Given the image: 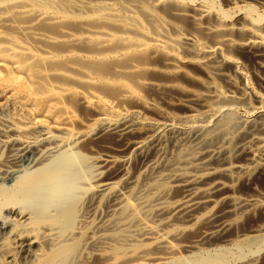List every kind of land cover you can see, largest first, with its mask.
<instances>
[{
  "label": "bare ground",
  "instance_id": "1",
  "mask_svg": "<svg viewBox=\"0 0 264 264\" xmlns=\"http://www.w3.org/2000/svg\"><path fill=\"white\" fill-rule=\"evenodd\" d=\"M160 1L161 0H150V2L153 5L159 3ZM176 1L187 2V3L196 2L198 4V7L201 8V11L199 10V13L197 14V16L192 18V21H193L192 24H194L195 27H199V31L203 30L206 34H212L213 37L215 38L214 42L212 40L213 38L210 39V40H212L210 42L214 43L212 48H210L208 51H200V54H202V57H198V56H200V54H199L197 56L199 59L197 60L196 63L200 66H203L204 68L210 67L211 69L213 68L212 70H215L214 68H216V71H219L220 69L223 70V67H220V69L218 70L217 67H215V65H213V64H215V63H219L222 65L230 64L231 67H233L235 69V72L238 74V76H241L240 75L241 73L239 72L238 67L234 63L229 62V60H227L222 55V53L220 51V45L224 44V45H230V47L233 46L232 42H231L232 46L230 44V39L225 37L226 33L228 35L234 27L233 23L226 22L227 19L229 20L230 14H228L227 12H226L227 14L223 13L222 17L225 20H220V21L218 19H214L215 18L214 17L213 19L215 21L216 20L218 21V23L216 25H212L209 22L211 24L210 26L203 25V26H205V27H203V26H201L203 23V21H202L203 15L208 13V12L215 11L218 7L216 5L215 0H176ZM221 1H223V0H221ZM117 2H118V4L120 2L121 7L116 6ZM225 2L229 3L230 1L227 2V0H226ZM145 3H147V2L145 1ZM168 3H170V2H168ZM177 3H175V4L178 5ZM148 4H149L148 5L149 7H152V6H150L151 5L150 3H148ZM148 6H147V8H148ZM161 6L162 5H160L159 8H161ZM171 6H172V4H171ZM188 6H189V4H188ZM261 6H260V8H261ZM162 7L165 8L164 6H162ZM173 7H175V6H173ZM241 7H236V8L240 9ZM152 8H154V6ZM152 8L151 9H144L142 7V0H127L124 3H122L121 0H0V37H2L1 39L4 38V42L6 43L4 45H0V54L4 51L9 50L14 55L13 57H18V59L21 58L19 61H15V60L13 61V59L11 61L8 58L0 55V83H1L0 87H2V88H0L1 89L0 90V211L5 209L8 211V213L10 215V218H8L7 221H5V220L0 221V262H1V264H232L230 262L232 260V258H238L239 260L243 259V257L245 255H247V254L249 255V253L254 252L255 249H256V251H259L264 247V233L263 234L249 235V234H247V232H245L246 234L244 235L243 234L244 232H243L242 233L243 238L238 240V241H235V242L230 241L229 243H226L223 245L218 244V242H222V243L227 242L229 239V236H230L228 234L229 230H230V232L233 231L234 222L230 218V216L232 214H234L233 210L237 207V205H235L236 203L233 205V202H232L231 207L233 205L234 209H231V208L225 209L224 208L225 206L221 207V208H219V207L214 208V207L217 204H219L220 201H226V200L231 201L232 200V199L230 200V198L228 196H226V194L224 195V191L226 190V188H229V185H227L226 182L227 181L230 182L234 178L238 177V176L237 177L234 176L235 172H246V171H248L250 169L249 165L254 164L256 162V159H257L256 158L257 156L255 158H254V156H251L252 155L250 153L251 149L250 150L248 149L249 146L247 147V144H246L248 141H246L247 139L245 140V138L243 139L245 141H243V140L239 141L238 146H237V151L239 152V155L241 157L243 156V160H246V162L243 161L244 163L242 162V160L241 161L240 160L234 161V159L232 160L230 158V155L229 156L227 155V151H225L226 149L224 148L225 149L224 150L222 147L218 146L220 143H218V145H216V144H213L211 142L212 139H215L213 137L215 136L216 133H219V135L222 134L223 136H226V135H229V134H232L233 132H235V130L237 128L236 124H235V117H236L235 114L233 113V111L230 108L225 106V103H227L228 101H227V97L222 94L223 92H225L224 90L221 93L218 91V89L213 87L214 91L218 93L219 101H217V102L215 100H211L208 97H206L207 95H200L202 93H200V94H192L191 93V94L187 95L188 96L187 101L195 104L196 108H197V106H199V108L202 107L201 109H203V113L205 115H208L211 118H213L214 123H211L212 124L211 126L207 125L205 123L203 124L202 120L197 115H194V114L190 115L189 116L190 126L187 128V130L191 131V135H190L191 138H189L191 140V143L188 145L182 143L179 150L177 149L178 151L175 155V158L174 159L171 158L172 161L168 160V162L162 161V163H160L159 156H158V158L155 157L156 152H157L156 142L160 138V128L163 127V125H160V122H148L144 119L134 121V120H132L133 118H127V117L116 119L112 113H110L109 111L107 112V110H105V111L100 113V117L98 119L97 126L95 128H88L84 124V122H83L84 120H82L85 118L84 114L89 116V114H87V110H85L86 108L84 109L86 111V113L82 114L83 118L81 117L82 118L81 119V118L75 116L74 115L75 113L73 114L70 111V109L68 108L69 105L67 106L65 104V101H66V99L68 100V98L70 100L72 98L74 100H77L79 102V104H82L81 105L82 107H80V111H82L81 108L83 109V105H88L89 102L85 98H83L82 96H80L78 94H75V92L69 90L68 88H63L64 86L63 87H59V86L56 87L59 89L58 91H55L56 89L55 90L53 89V86H52L53 84L51 85L49 80L56 75L53 72V70L50 68L51 66L50 67L47 66L48 68H44V66H45L44 64L46 63L45 59L48 58L49 55H48V57L45 56V58H44L43 56L38 54L40 52H38V53L35 51L33 52L32 49L30 47H27V46H22V47L19 46V47H21L19 51L15 50L11 47V45H13V47L17 48L16 47L17 45L14 46V44H16V40H17L16 37L24 38V42H30V43L36 42L37 40H40L44 36V33L39 31L38 26L40 24H42V22H45L47 20L52 19V17L49 16L48 14H51L53 12V10L60 9V10L64 11L65 9L66 10L72 9V10H76V11L78 10V12L83 11L82 13H84V11H86V12L90 11L89 13L97 12L98 15L97 14L96 15L98 17L96 18L95 21L97 23L101 24L102 26L103 25H107V26L110 25L109 27H111V25H112V26L119 27V28L115 27L118 30L120 28L123 30H126V29L129 30L131 27H136V26L141 25V21L139 20V18L136 15V9L137 10L140 9L141 11L143 10L142 14H144V16H145V21L147 20L148 22H150L151 27H153L152 24L153 25L154 24L155 25L160 24L161 19L158 17V14H156L154 12L155 9L153 10ZM167 8H169V7H167ZM218 8L220 9L221 7L219 6ZM180 9L177 10V11H179V14L184 13V11H186V7H184V5H183V8H180ZM243 9H241V11ZM192 10H191V12H192ZM229 10H231V9H229ZM195 11H193V12L196 15ZM241 11H239V12H241ZM257 11L253 7V5L247 6V8H246L247 16L249 15L251 20H253L252 24L250 25L251 26L250 27L251 28L250 34H252L254 32L261 31L260 26H261V24L264 25V14L260 15V13H259L260 11L259 12H257ZM66 12L67 11H65V13ZM161 13H162V11H161ZM167 14L169 16V12ZM188 14H182L181 16L188 15ZM193 14H191V15H193ZM76 15H78V14L76 13ZM172 15H174V14H172ZM212 16H214V15L212 14ZM188 17L190 18V16H188ZM206 17H208V16H206ZM236 17L240 18L239 16H236ZM179 19H181V17ZM205 19H204V21H205ZM62 20H64V19H62ZM70 20H72V19H70ZM56 21H57V19H56ZM86 21L84 23H87ZM92 21H94V20H92ZM180 21L182 22V20H180ZM210 21H212V20H210ZM236 21L237 20H235L234 23ZM240 21L242 22L241 19H240ZM244 21H245V19H244ZM48 22H50V21H48ZM48 22H47V24H48ZM51 22H53V21H51ZM54 22H55V20H54ZM60 22H62V21H60ZM63 22L66 23L65 20ZM146 22H144V23H146ZM187 22H189V21H187ZM237 22H236V24L240 23V22H238V23ZM67 23H69V20L67 21ZM163 23H165L164 19H163L162 24ZM47 24L45 23L44 26H46ZM69 24L74 25L75 23L72 22ZM95 24L96 23L93 24V27H95ZM167 24H168V22H167ZM206 24H207V22H206ZM76 25H77V23H76ZM170 25H172V23ZM175 25H177V24H175ZM58 26H60V24ZM65 26H67V25H65ZM69 26H71V25H69ZM107 26L105 28H108ZM165 26H164V30H165ZM172 26H169L170 30L173 28ZM190 26L192 27L191 24H190ZM47 27H49V26H47ZM47 27H46V29H47ZM90 27H92V25ZM141 27H142V25H141ZM240 27H241V25H240ZM243 27H244V25H243ZM142 28H145V27H142ZM154 28L155 27H153V29ZM160 28H163V27H160ZM166 28H168V27H166ZM177 28H176V30L178 31L179 29H177ZM189 28L190 27L188 25V29ZM200 28H202V29H200ZM67 29H68V27H67ZM195 29H197V28H195ZM235 29H234V31L236 33ZM262 29H264V28L262 27ZM48 30H51V29H48ZM54 30H53V32H54ZM71 30L73 31L74 29L71 28ZM77 30H75L74 32H76ZM96 30H97V28H96ZM112 30H113V28H112ZM156 30L157 29H155V31ZM51 31H50V33L52 34L53 32H51ZM86 31H88V29H86ZM153 31L154 30L151 29V32H153ZM175 31H172L171 33L175 32ZM191 31L196 32V31H193V29ZM242 31L243 30H241V32ZM58 32L60 33V31H58ZM58 32H57V34H59ZM88 32H91V30L89 29ZM93 32H95V31H93ZM156 32L157 33H155V34H157V36H160L159 29ZM167 32H168V29H167ZM167 32H165V33H167ZM180 32H181V30H180ZM188 32H189V30H188ZM239 32H237V34ZM65 33L64 34L60 33V34L62 36V35H65ZM231 33H232V31H231ZM235 33H234V35L232 33V35L235 36L236 35ZM242 33H241V35H243ZM246 33H249V32L246 31ZM263 33H264V31H263ZM66 34L69 35L68 32ZM86 34H87V32H86ZM142 34H144V32ZM142 34H140V35H142ZM71 35H73V33ZM170 35H172V34H170ZM197 35H199V33L196 34V36ZM45 36L47 37V35H45ZM233 36H231V37H233ZM244 36L245 35H243L242 37H244ZM251 36H253V34ZM251 36H250V38H253ZM88 38L89 37L87 36L86 39H88ZM163 38H164V36H163ZM166 38H168V37L166 36ZM191 38H194V37H191ZM196 38H198V37H196ZM62 39H64V38H62ZM96 39L99 40L97 37H96ZM122 39L124 40V38H122ZM201 39H202V37H201ZM257 39L258 40L247 39V40L243 41V43H241L240 49L241 50L243 49L244 52L247 51L254 56H261L263 53L262 45H264V36H259V37H257ZM59 40H60V38H59ZM147 40H151V38L150 39L148 38ZM170 40L172 41V39H170ZM176 40H173L172 41L173 43L172 42L171 43L175 44ZM194 40H195V38H194ZM54 41L55 40L50 41V43H48V42L47 43L50 45L51 42H54ZM66 41L68 42L67 44L69 47L73 45L72 39L66 40ZM102 41H103V38H102L101 42ZM110 41H112V40H110ZM140 41H138V42H140ZM186 41H188V40H186ZM206 41H207V38H206ZM233 41H235V40H233ZM0 42H2V41H0ZM20 42H21V40H20ZM81 42H82V38H81ZM236 42L239 43L238 41H236ZM59 43H63V42H59ZM95 43H98V41ZM118 43L121 44L122 41L121 42L118 41ZM118 43L116 42L115 44H118ZM127 43L129 44V42H127ZM127 43L125 42L124 43L125 46L123 45L127 50L131 46L135 45V44L128 45ZM168 43H170V42H168ZM177 43H179V41ZM181 43L179 44L180 48H181ZM48 44H46V45H48ZM58 45H60V44H58ZM58 45L55 43V47H57ZM94 45H96V44H94ZM149 45H150V43H149ZM152 45H153V43H152ZM165 45H166V43H165ZM176 45H178V44H176ZM183 45H184V43H183ZM197 45H198V43H197ZM83 46H84V42H83ZM102 46H104V45H102ZM105 46H107V44ZM120 46H122V45H120ZM167 46H168V44H167ZM186 46H188V45H186ZM36 47H37L36 48V50H37L38 46H36ZM91 47H92V45H91ZM115 47H116V49H117V47L119 48V46H115ZM148 47L149 46H147V49H148ZM158 47H159V45H158ZM170 47H171V45H170ZM194 47H196V46H194ZM234 47H236V46L234 45ZM49 48H52V47H49ZM62 48H64L63 45H62ZM92 48H94V47H92ZM109 48H111V47H109ZM167 48H169V47H167ZM206 48H208V47H206ZM227 48H229V47H227ZM236 48H238V47H236ZM158 49L159 48L156 47L155 49L151 48L147 51L150 54V53H155ZM171 49H174V47ZM171 49L169 48L170 51H171ZM181 49H183V48H181ZM224 49L226 50V47ZM233 49L234 48H232V50ZM47 50L48 49H46V51ZM63 50H61V51H63ZM99 50H103V49H99ZM241 50L238 52H241ZM9 51H7V52H9ZM42 51H44L43 48L41 49V52ZM79 51H81V50H79ZM109 51H111V49ZM198 51H197V53H198ZM229 51H231V50L229 49ZM190 52L191 51H189V53ZM226 52H227V50H226ZM10 54L11 53H9V55ZM114 54H116V53H114ZM184 54H186V52H184ZM194 54H196V53H194ZM194 54H193V56H194ZM236 54H237V52H236ZM242 54H243V51H242ZM71 55H73V54H71ZM77 55H79V54H77ZM146 55H148V54H146ZM159 55H162L161 56L162 60L166 59V58H163L164 57L163 54H159ZM151 56H153V55H151ZM189 56H190V54H189ZM191 56H192V54H191ZM63 57H65V56H63ZM70 57L71 56H69V58ZM73 57L76 58V56H74V55H73ZM116 57H119V55ZM127 57H128V54H127ZM156 57H158V59H159V56H156ZM183 57H185V56H183ZM82 58H83V60L85 59L84 57H82ZM86 58H88V57H86ZM112 58H111V60H112ZM256 58H258V57H256ZM73 59H68L67 57L64 60L61 59L60 62L63 64L62 65L63 67H61V68H64V65L68 66V68L71 67V66H69V64L74 63L75 59L74 60ZM117 59L115 61L113 58V60L115 62H117ZM81 60L82 59H80V61ZM170 60L175 61V59H170ZM248 60H250V59H248ZM51 61H49V63ZM147 61H145V62H147ZM149 61H152V60H149ZM260 61H258V62H260ZM53 62L54 61H52V63ZM60 62L55 61V63H57L56 64L57 66H58V63H60ZM91 62H93V60ZM153 62H155V61H153ZM263 62H264V60H263ZM78 63H77L78 66L82 65V64L79 65ZM86 63H88V62H86ZM105 63L103 62V66H105V68H106V65H104ZM160 63L158 66H160ZM177 63H180V61H177ZM60 64H59V66H60ZM106 64H110V63H106ZM165 64H167V63H165ZM193 64H195V63H193ZM53 65H54V63H53ZM56 65H54V66H56ZM90 65H89V68H90L89 71H91L92 68H94V67L96 68L94 62L92 64L94 67L92 65H91L92 66L91 67ZM100 65L102 66V60H101ZM100 65H99V67H100ZM163 65H164V63H163ZM167 65H164V66H167ZM170 65H173V64L171 63ZM170 65H168V67ZM187 65H188V63H187ZM57 66L54 69L59 68V66L58 67ZM136 66H137V64H136ZM161 66H162V64H161ZM193 66H196V64ZM74 67H75L74 69L77 70L76 66H74ZM84 67H86V66L84 65ZM197 67L198 66H196V68ZM87 68H88V65H87ZM97 68L95 69L96 71H98ZM103 68L104 67H102V69ZM123 68H125V67H123ZM94 69L92 70L93 72H94ZM107 69H108V65H107ZM224 69L226 70V68H224ZM71 70H70V72H71ZM100 70L98 72H100ZM55 71L57 72V70H55ZM101 71L103 72L104 69ZM146 71H148V70H146ZM174 71H172L171 75L175 73ZM200 71L203 72V69ZM77 72H78V70H77ZM109 72H111V71H109ZM115 72L116 73H122L124 71H122V70L120 71L118 69ZM129 72H132V70L128 69L125 73H129ZM203 73H205V72H203ZM203 73H201V74H203ZM79 74H81V73H79ZM83 74H81V75L83 76ZM143 74L147 75L144 72H143ZM157 74H159V73H157ZM157 74H154V75H157ZM164 74H165V72H164ZM212 74H213V72H212ZM107 75H109V74H107ZM154 75H153L152 79L154 78ZM181 75H183V74H181ZM84 76H85V74H84ZM86 76H88V75H86ZM111 76H113V73ZM122 76H124V75H122ZM149 76H150V73H149ZM160 76H162V75L160 74ZM160 76H158V77H160ZM204 76H206V74ZM238 76L237 77L235 76V77L238 78ZM60 77L63 78V75H61ZM76 77H74V78H76ZM141 77H142V75H141ZM177 77H174L173 79H176ZM128 78L126 77V79H128ZM142 78H144V77H142ZM217 78H219V77H217ZM144 79H146V78H144ZM150 79H151V77H150ZM221 79H223V77H221ZM51 80H53V79H51ZM55 80L57 81L58 79L56 78ZM153 80H156V79H153ZM177 80H179V79H177ZM70 81L71 80H69L68 82H70ZM72 81H75V80H72ZM132 81H133V79H132ZM132 81H129V82L133 83ZM257 81H260V80H257ZM62 82L64 83L65 81H62ZM78 82H79V80H78ZM84 83H86V82H84ZM89 83L91 85L88 84L89 86L87 85V87H90V89H91V87L94 86L92 84H95V83H93V81L89 82ZM125 83H126V81H125ZM192 83H193V81H192ZM231 83H234V82H231ZM137 84H139V83H137ZM142 84L145 86L151 87L150 89L153 88L155 90V92H157L159 94L162 90V88L160 87L161 85H159L157 83L156 84L142 83ZM201 84H203V83H201ZM201 84H200V86H202ZM76 85H77V83H76ZM82 85L84 87L83 83H82ZM228 85H230V84H228ZM113 86H115V85H113ZM195 86H198V85L195 84ZM85 87H86V84H85ZM96 87H95V90H97ZM118 87H120V86L118 85L117 88ZM149 87H148V89H149ZM165 87H167V85ZM215 87H216V85H215ZM93 88L94 87H92V89ZM102 88H101V90L100 89L99 90L102 91ZM114 88H116V87H114ZM209 88H211V87H209ZM217 88H219V87H217ZM150 89H149V91H150ZM201 89H202V87H201ZM204 89H206V88H204ZM204 89H203V92H204ZM111 90H113V89H111ZM116 90H118V89H116ZM166 90L167 89H165V91ZM173 90H174V88H173ZM107 92L108 91H106L105 93H107ZM112 92L113 91H111V93ZM141 92H142V90H141ZM188 92H186V93H188ZM84 93L90 94V93H86V92H84ZM98 93H99V91H98ZM108 93L105 95H108ZM114 93L116 94V92H114ZM125 93H128V92H126L125 90L122 91V93H120V97L124 98ZM207 93H209V92H207ZM252 93H254V92H252ZM79 94H82V93H79ZM149 94L150 93H148V96H149ZM241 94H243V93H241ZM155 95H156V93H155ZM100 96H102L101 92H100ZM108 96H109V99L111 98V100H112V97L110 95H108ZM113 96H115V95H113ZM179 96H181V95H179ZM172 97H174V96H172ZM182 97H184V96H182ZM246 97H247V95H246ZM113 98H115V97H113ZM237 98H238V96H237ZM255 98L259 99V96L256 95ZM148 100H149V98H148ZM123 101L124 100L122 99V103H123ZM127 101H124V103ZM139 101H140V99H139ZM259 101H261V100L259 99ZM133 103H135V102H133ZM141 103H143V102H141ZM68 104H70L69 100H68ZM71 104H72V102H71ZM74 104L75 103H73L70 106H73ZM131 104H132V102H131ZM117 105H119V104H117ZM135 105H134V109L136 108ZM77 106H76V110H77ZM114 106H116V105H114ZM121 106L122 105L120 104L119 107H121ZM126 106L127 105H125L124 107H126ZM138 106H140V105H138ZM176 106H177V104H176ZM72 108L74 109L75 107L73 106ZM129 108H130V106H129ZM260 108L261 107H257L255 109H253L254 111H253L252 115H254V117L256 116V118H257V117L264 116V114H259V112H261ZM98 109H99V107H98ZM140 109H142V108L140 107ZM78 111H77V113H79ZM143 111H144V109H143ZM145 111H146V109H145ZM88 112H90V111L88 110ZM122 112H124V111H122ZM187 112H188V110H187ZM147 113L149 114L150 112H147ZM156 113H158V112H156ZM78 115L80 116V114H78ZM91 115L94 116V113ZM155 115H157V114H155ZM155 115H153V116H155ZM204 118H206V117H204ZM249 118H250V116L248 117V119ZM87 119H89V118H87ZM246 120H245V122H246ZM87 121H89V120H87ZM212 122H213V120H212ZM85 123H86V121H85ZM177 131H179V130L177 129ZM185 131H182V133ZM170 132H171V130H170ZM259 133H261V132H259ZM255 136H256V134H255ZM107 138H110L112 140V142L116 144L115 147H117L116 148L117 153H114L113 151L108 150V149L113 148V147H111V148L109 147L106 150H108V152L111 151L110 153L113 152L114 154L108 153L106 155H102L103 158H100L96 161H95V158H97V157L91 156L90 159H92V158L94 159V164L91 166V168H94V170H92L91 175L84 177L83 174H81L82 172H84L83 170L79 174V172H77V170L74 169L75 163L73 161V158H74L73 154H77V151L72 150L70 153H67L66 148L67 149L68 148H71V149L74 148L76 150H80L82 152L89 153L91 155V153L93 151L95 152V150L101 149L100 147H106L107 146L106 143L104 142V140ZM240 139H242V138H240ZM256 140H253V141L255 142ZM259 140H260V138H259ZM213 142L217 143V142H215V140H213ZM218 142H220V140ZM259 143H260V141H259ZM113 149H115V148H113ZM159 149H158V151H159ZM255 152H256V150L253 151V153H255ZM233 153H234V151H233ZM261 157H263V156H261ZM235 158H237V157H235ZM163 160H165V158ZM258 160H260V159H258ZM261 160L263 161V163H259V164L264 165V158H262ZM165 161H167V160H165ZM77 164H78V162H77ZM132 165H133V170L130 172V171H128V168ZM78 166H81V165H78ZM261 168H262V166H261ZM252 171H254V169ZM260 174H261V172H260ZM260 174H258V175H260ZM81 175H82L81 181H78V179H80ZM116 176H119L118 180L114 181L113 179H115ZM249 177H254V176L252 174V176H249ZM245 180H246V178H245ZM250 180H251V178H250ZM255 180H256V178H255ZM235 182H237V181H235ZM249 182L250 181H248V184H249ZM257 197H259V196H257ZM228 201H226V202H228ZM240 201L242 202L241 199H240ZM238 203H240V202L238 201ZM254 203H252V204H254ZM221 204L223 206L224 202ZM210 206H212V207H210ZM245 206H249V205L247 204ZM262 207H261V209H263ZM246 209H247V207H246ZM253 209H255V208H253ZM250 211H252V210H250ZM237 213H235V214H237ZM247 215L250 216L249 214H247ZM247 215H244V216H247ZM248 218H247V221H248ZM255 218L253 217V219H255ZM257 219H259V218H257ZM243 220H245V219H243ZM249 221H250V219H249ZM263 221H264V218H263ZM250 222H253V221H250ZM241 223L245 226L246 223H248V222H246L244 224V221L242 222V220H241ZM196 224L198 225V227L195 226L196 228L193 231V233L188 234L189 230H191V228ZM236 224H237V226L239 225L238 223H236ZM257 224H258V222H257ZM243 225H241V226L244 227ZM251 225L253 226V224H251ZM259 225H260V219H259ZM252 226H250V227H252ZM248 228L246 229V231L248 230ZM234 230H236V229H234ZM239 230L241 231V229H239ZM263 230H264V227L259 226V229H251L248 233H252V232L258 233V232H261ZM232 233H234V232H232ZM232 233H230V234H232ZM237 237H239V236H237ZM238 259H236V260L239 261ZM260 260H262V259H260ZM260 260L258 263L264 264V259L262 262H260ZM232 262H234V261H232ZM258 263H256V261L253 259H249V260L241 261L238 264H258Z\"/></svg>",
  "mask_w": 264,
  "mask_h": 264
},
{
  "label": "rangeland",
  "instance_id": "2",
  "mask_svg": "<svg viewBox=\"0 0 264 264\" xmlns=\"http://www.w3.org/2000/svg\"><path fill=\"white\" fill-rule=\"evenodd\" d=\"M122 1V3H124V2H126L127 0H121ZM145 1L147 2V3H145ZM175 1V2H174ZM216 1V5L219 7H221L220 9L217 7V9L215 10V11H211V12H208V13H206V14H204L203 15V17H202V21H203V23H202V25L201 26H203V25H205V26H210L211 24L212 25H216L217 23H218V21L216 20H214V19H218L219 21L220 20H225L223 17H222V14L223 13H228V14H230L229 16V20L227 19L226 20V22H230V23H233L234 24V27H233V29L231 30L232 31V33H233V35H234V33H235V31H234V29L236 30V35L235 36H233L232 35V33H231V31H230V35L228 34L227 35V33H226V38H228V39H230V44H231V46H232V43H233V46L232 47H230V45H220V51H221V53H222V55L227 59V60H229V62H232V63H234L237 67H238V70H239V72L241 73L240 75L241 76H238V74L235 72V69L233 68V67H231V65L230 64H224V65H222V64H219V63H215V64H213V65H215V67H217V69L219 70L220 69V67H223V70L222 69H220L219 71H216V68H214L215 70H212L210 67L209 68H204L203 66H200V65H198L196 62H197V60L199 59L198 57H202V54H200V51H208L210 48H212V46L214 45V43H212V42H210V41H212L213 40V42H214V37H213V35L212 34H206L203 30H200L199 31V27H195L194 26V24H192L193 23V21H192V18L193 17H195V16H197V14L199 13V10L201 11V8L200 7H198V4L196 3V2H193V3H187V2H181V1H176V0H161L159 3H157V4H152L151 2H150V0H142V7L144 8V9H151L153 6H154V8H152L153 10H154V12L156 13V14H158V17L161 19V22H160V24H157V25H153L152 24V26L153 27H155L154 29H153V27H151L150 25H151V23L150 22H148L147 20V22L145 21V16H144V14H142V11L140 10V9H136V15H137V17L139 18V20L141 21V25H142V27H145V28H142L141 27V25H139V26H136V27H131L129 30L128 29H126V30H123V29H117V28H119V27H117V26H112L111 25V27H109V26H107V25H101V24H99V23H97L95 20H96V18L98 17L97 15V12H91V13H89L90 11H84V13H82L83 11H79L78 12V10L76 11V10H60V9H58V10H53V12L51 13V14H48L49 16H51L52 17V19H50V20H47V21H45V22H42V24H40L39 26H38V29H39V31L40 32H42V33H44V36L40 39V40H37L36 42H24V38H20V37H16V44H14V46H16L17 48H15V47H13V45H11V47L13 48V49H15V50H17V51H19L20 50V48L22 47V46H27V47H30L31 49H32V51L34 52H40V53H38V54H40L41 56H43L44 58H45V56L46 57H48V55H49V59L48 58H46L45 60H46V63L44 64L45 66H44V68H48V67H50L52 70H53V72L55 73V75L56 76H54L53 78H51V79H53V80H49V82H50V84L53 86V89L55 90V91H58L59 89L58 88H56V87H63V88H68L69 90H71V91H73V92H75V94H78V95H80V96H82L83 98H85L89 103H88V105H83V109L81 108V110L82 111H80V107H82L81 105L82 104H79V102L77 101V100H74L73 98L70 100L69 98H68V100H69V102H70V104H68V100L66 99V101H65V104L68 106V108L70 109V111L75 115V116H77V117H79V118H83V115L82 114H84V113H86V111L85 110H87V114H89V116L88 115H85L84 114V119H82V120H84L83 122H84V124L88 127V128H95L96 126H97V124H98V119H99V117H100V113L101 112H103V111H105V110H107V112L109 111L110 113H112L114 116H115V118L116 119H120V118H123V117H127V118H133L132 120H134V121H137V120H142V119H144V120H146V121H148V122H160V125H163V127H161L160 128V138L158 139V141L156 142V148H157V152H156V155H155V157L156 158H158V156H159V159H160V163H162V161H164V162H168V160H170V161H172L171 160V158H175V155H176V153H177V151L179 150V148H180V146L182 145V143L183 144H186V145H188V144H190L191 143V140L189 139V138H191V131H188L187 130V128L190 126V122H189V116L190 115H197L201 120H202V122H203V124L205 123V124H207V125H212L211 123H214V119L213 118H211L210 116H208V115H205L204 113H203V109H201V108H199V106H197V108H196V106H195V104H193V103H191V102H188L187 100H188V94H200V93H202V94H200V95H207L206 97H208L209 99H211V100H215L216 102L217 101H219V97H218V93L217 92H215L214 91V89H213V87L214 88H216V89H218V91L219 92H223V90L225 91V92H223L222 94L223 95H225L226 97H227V103H225V106L226 107H228V108H230L232 111H233V113L235 114V124H236V130H235V132H233L232 134H229V135H226V136H223L222 134H220L219 135V133H216L215 134V136L213 137V138H215V139H212V143L213 144H216V145H218V143H220L218 146H220V147H222L225 151H227V155L229 156L230 155V158L233 160L234 159V161L235 160H242V162L244 161V162H246V160H243V156L241 157L240 155H239V152L237 151V146H238V143H239V141H241V140H243L244 138H245V140L246 141H248L246 144H247V147H248V149L250 150V153L252 154L251 156H254V158L256 157L257 159H256V162L254 163V164H251V165H249V167H250V169L248 170V171H246V172H235L234 173V176H238L237 178H234L233 180H231L230 182H226L227 183V185H229V188H226V192L224 191V195L226 194V196H228L229 198H230V200L231 201H228V200H226V201H228V202H226V201H220L219 202V204H217L214 208H221V207H224L225 209H228V208H231V209H234V207H233V205L235 204V205H237V207L233 210V213L234 214H232L231 216H230V218L233 220V222H234V225H233V231L232 232H234V233H232V232H230V230H229V239H228V241L227 242H218V244H226V243H229L230 241H238V240H240V239H242L243 238V234L245 235L246 233L245 232H247V234H249V235H252V234H263L264 233V230L263 231H261V232H258V233H255V232H252V233H248L251 229H259V226L260 227H264V221H263V218H264V165H261V164H259V163H263V161L261 160L262 158H264V116H261V117H257L256 118V116L254 117V115H252L253 114V109H255V108H257V107H261L260 109H261V112H259V114H264V62H263V60H264V45H262V47H263V53H262V55L261 56H254V55H252V54H250L249 52H247V51H245L244 52V50L242 49H240L241 48V43H243V41H245V40H247V39H251V40H258L257 39V37H259V36H264V33H263V31H264V29H262V27L264 28V25L263 24H261V26H260V28H261V31H259V32H254V33H252L253 34V36H251L252 34H250L251 33V24H252V21L253 20H251V18L249 17V15L247 16V14H246V8H247V6H252L253 5V7L256 9V11L257 12H259L260 13V15H262V14H264V0H227V2H229V3H226L225 1L226 0H223V1H221V0H215ZM260 1V2H259ZM262 1V2H261ZM164 4H163V3ZM167 2V3H166ZM168 2H170V3H168ZM173 2V3H172ZM178 2V3H177ZM259 2V3H258ZM148 3H150L151 5L150 6H152V7H149L148 5ZM175 3H177L178 5H176ZM159 4V5H158ZM168 4V5H167ZM170 4V5H169ZM171 4H172V6H171ZM188 4H189V6H188ZM192 4V5H191ZM148 6V8H147V6ZM160 5H162V6H164L165 8H163L162 6H161V8H159L160 7ZM183 5H184V7H186V11H184V13H180L179 14V11H177V10H179L180 8H183ZM262 5V6H261ZM116 6L118 7H121V5H120V2H119V4H118V2L116 3ZM173 6H175V7H173ZM179 6V7H178ZM188 6V7H187ZM242 6V7H241ZM244 6V7H243ZM259 6V7H258ZM260 6H261V8H260ZM167 7H169V8H167ZM190 7V8H189ZM198 7V8H197ZM236 7H241L240 9L239 8H236ZM246 7V8H245ZM157 8V9H156ZM171 8V9H170ZM174 8V9H173ZM195 8V9H194ZM234 8V9H233ZM244 8V9H243ZM258 8V9H257ZM185 9V8H184ZM193 9V10H192ZM227 9V10H226ZM229 9H231V10H229ZM241 9H243L242 11H241ZM60 10V11H59ZM165 10V11H164ZM168 10V11H167ZM181 10V9H180ZM191 10H192V12L193 11H195L196 12V15H195V13L193 14L192 12H191ZM198 10V11H197ZM223 10V11H222ZM226 10V11H225ZM229 10V11H228ZM236 10V11H235ZM245 10V11H244ZM65 11H67L66 13H65ZM141 11V12H140ZM160 11V12H159ZM161 11H162V13H161ZM171 11V12H170ZM239 11H241V12H239ZM263 11V12H262ZM70 12V13H69ZM78 14V15H76V13ZM169 12V16H168V14L167 13ZM95 13V14H94ZM165 13V14H164ZM189 13V14H188ZM226 13V14H227ZM238 13V14H237ZM89 14V15H88ZM97 14V15H96ZM161 14V15H160ZM172 14H174V15H172ZM182 14H188V15H183V16H181ZM191 14H193V15H191ZM208 14V15H207ZM212 14L214 15V16H212ZM221 14V15H220ZM92 15V16H91ZM94 15V16H93ZM163 15V16H162ZM176 15V16H175ZM216 15V16H215ZM232 15V16H231ZM234 15V16H233ZM74 16V17H73ZM171 16V17H170ZM188 16H190V18L188 17ZM206 16H208V17H206ZM212 16V17H211ZM236 16H239L240 18H238V17H236ZM91 17V18H90ZM181 17V19H179ZM184 17V18H183ZM188 17V18H187ZM206 19H205V18ZM211 17V18H210ZM215 17V18H214ZM233 17V18H232ZM64 19L65 20V22L66 23H64L63 21L64 20H62V19ZM93 18V19H92ZM183 18V19H182ZM205 19V21H204V19ZM210 18V19H209ZM214 18V19H213ZM232 18V19H231ZM236 18V19H235ZM56 19H57V21H56ZM70 19H72V20H70ZM87 21H86V20ZM163 19H164V22L167 24V22H168V24L166 25L165 23H163L162 24V22H163ZM187 19V20H186ZM209 19V20H208ZM231 19V20H230ZM240 19L242 20V22L240 21ZM244 19H245V21H244ZM54 20H55V22H54ZM69 20V23H75L74 25L73 24H69V23H67V21ZM77 20V21H76ZM81 20V21H80ZM92 20H94V21H92ZM175 20V21H174ZM180 20H182V22L180 21ZM210 20H212V21H210ZM235 20H237L238 22H240L239 24H236V22L234 23V21ZM48 21H50V22H48ZM51 21H53V22H51ZM60 21H62V22H60ZM87 22V23H84V22ZM187 21H189V22H187ZM191 21V22H190ZM215 21V22H214ZM47 22H48V24H47ZM91 24H90V23ZM144 22H146V23H144ZM172 23V25H170L171 23ZM177 22V23H176ZM206 22H207V24H206ZM211 24H210V23ZM214 22V23H213ZM237 22V23H238ZM244 22V23H243ZM248 24H247V23ZM45 23L47 24L46 26H44L45 25ZM58 23V24H57ZM64 23V24H63ZM76 23H77V25H76ZM94 23H96L95 24V27H93V24ZM185 23V24H184ZM188 23V24H187ZM192 25V27L190 26V24ZM209 23V24H208ZM60 24V26H58ZM62 24V25H61ZM144 24V25H143ZM175 24H177V25H175ZM42 25V26H41ZM65 25H67V26H65ZM69 25H71V26H69ZM92 25V27H90ZM161 25V26H160ZM166 25V26H165ZM186 25V26H185ZM188 25H189V29H188ZM240 25H241V27H240ZM243 25H244V27H243ZM263 25V26H262ZM45 28H44V27ZM47 26H49V27H47ZM65 26V27H64ZM74 26V27H73ZM77 26V27H76ZM79 26V27H78ZM108 27V28H105V27ZM164 26H165V30H164ZM169 26H172L173 28L171 29L172 31H175L176 30V28L177 29H179L178 31L176 30L175 32H173V33H171L172 31L170 30V27ZM205 26H203V27H205ZM239 26V27H238ZM249 26V27H248ZM46 27H47V29H46ZM67 27H68V29H67ZM72 29H74L73 31L71 30V28ZM81 27V28H80ZM86 27V28H85ZM115 27H117V28H115ZM140 27V28H139ZM160 27H163V28H160ZM166 27H168V28H166ZM247 29H246V28ZM60 28V29H59ZM70 28V29H69ZM78 30H77V29ZM96 28H97V30H96ZM112 28H113V30H112ZM115 28V29H114ZM140 30H139V29ZM195 28H197V29H195ZM241 28V29H240ZM245 28V29H244ZM48 29H51V30H48ZM58 32V31H60V33L61 34H64L65 32L67 33H69V35H67L66 33H65V35H62L61 36V34L59 33V34H57V32L55 31V30ZM58 29V30H57ZM81 29V30H80ZM85 29V30H84ZM86 29H88V31H89V29L91 30V32H88V31H86ZM93 29V30H92ZM135 29V30H134ZM143 31H142V30ZM146 29V30H145ZM151 29L152 30H154L153 32H151ZM155 29H157L156 31H158V29H159V31H160V36H157V34H155V33H157L156 31H155ZM163 29V30H162ZM167 29H168V32H167ZM193 29V31H196V32H192L191 30ZM195 29V30H194ZM200 29H202V28H200ZM53 30H54V32H53ZM62 30V31H61ZM75 30H77L76 32H74ZM106 30V31H105ZM139 32H137V31ZM180 30H181V32H180ZM184 30V31H183ZM188 30H189V32H188ZM241 30H243L242 32H241ZM263 30V31H262ZM50 31L51 32H53L52 34L50 33ZM79 31V32H78ZM82 31V32H81ZM93 31H95V32H93ZM116 31V32H115ZM133 31V32H132ZM136 31V32H135ZM192 33H191V32ZM243 34V35H245L244 37H242L243 35H241V33ZM246 31L247 32H249V33H246ZM73 33V35H71L72 33ZM86 32H87V34H86ZM144 32V34H142V33ZM165 32H167V33H165ZM170 32V33H169ZM178 32V33H177ZM237 32H239L238 34H237ZM50 33V34H49ZM75 33V34H74ZM82 33V34H81ZM111 33V34H110ZM114 33V34H113ZM153 33V34H152ZM165 33V34H164ZM184 33V34H183ZM186 33V34H185ZM198 34L199 33V35H197L196 36V34ZM246 33V34H245ZM55 34V35H54ZM93 34V35H92ZM101 34V35H100ZM110 34V35H109ZM119 34V35H118ZM135 34V35H134ZM139 34V35H138ZM140 34H142V35H140ZM167 34V35H166ZM170 34H172V35H170ZM195 34V35H194ZM202 34V35H201ZM249 34V35H248ZM257 34V35H256ZM262 34V35H261ZM45 35H47V37L45 36ZM86 35V36H85ZM91 35V36H90ZM96 35V36H95ZM114 35V36H113ZM146 37H145V36ZM156 35V36H155ZM162 35V36H161ZM201 35V36H200ZM208 35V36H207ZM239 35V36H238ZM55 38H54V37ZM67 36V37H66ZM82 36V37H81ZM89 37L88 39H86V37ZM106 36V37H105ZM109 38H108V37ZM155 36V37H154ZM163 36H164V38H163ZM166 36L168 37V38H166ZM194 37L195 38V40H194V38H191V37ZM200 36V37H199ZM206 36V37H205ZM224 36V35H223ZM231 36H233V37H231ZM247 36V37H246ZM249 36V37H248ZM250 36L251 37H253V38H250ZM255 36V37H254ZM51 37V38H50ZM53 37V38H52ZM57 37V38H56ZM72 37V38H71ZM96 37L100 40H97L96 39ZM196 37H198V38H196ZM201 37H202V39H201ZM210 37V38H209ZM2 37H0V41H2V42H0V45H4V44H6L5 42H4V38L3 39H1ZM20 38V39H19ZM59 38H60V40H59ZM62 38H64V39H62ZM69 38V39H68ZM77 38V39H76ZM80 38V39H79ZM81 38H82V42H81ZM93 38V39H92ZM102 38H103V41L101 42V40H102ZM108 40H107V39ZM112 38V39H111ZM122 38H124V40L122 39ZM126 38V39H125ZM149 38H151V40H147V39ZM172 39V41L173 40H176L175 42V44H172L173 42L170 40V39ZM206 38H207V41L209 42H207L206 41ZM213 38V39H212ZM43 39V40H42ZM70 39H72V41H73V45L72 46H68V42L66 41V40H70ZM106 39V40H105ZM117 39V40H116ZM131 39V40H130ZM136 39V40H135ZM163 39V40H162ZM185 39V40H184ZM210 39H212V40H210ZM20 40H21V42H20ZM49 40V41H48ZM53 40H55L54 42H51V46L48 44V43H50V41H53ZM110 40H112V41H110ZM114 40V41H113ZM122 41V43L124 42H129V44L128 45H130V44H135V45H133V46H131L128 50L124 47L125 45H124V43L122 44H120V43H118V41L119 42H121ZM141 40V41H140ZM143 40V41H142ZM186 40H188V41H186ZM233 40H235V41H233ZM45 41V42H44ZM58 41V42H57ZM86 41V42H85ZM98 41V43H95V42H97ZM131 41V42H130ZM134 41V42H133ZM138 41H140V42H138ZM166 43V45H165V43ZM167 41V42H166ZM179 41V43H177ZM184 41V42H183ZM186 41V42H185ZM190 41V42H189ZM200 43H199V42ZM236 41H238L239 43H237ZM4 42V43H3ZM43 42V43H42ZM48 42V43H47ZM59 42H63V43H59ZM83 42H84V46H83ZM91 42V43H90ZM104 42V43H103ZM112 42V43H111ZM118 43V44H115V43ZM161 42V43H160ZM168 42H170V43H168ZM172 42V43H171ZM182 42V43H181ZM232 42V43H231ZM30 43V44H29ZM41 43V44H40ZM55 43L58 45V44H60V45H58L57 47H55ZM75 43V44H74ZM77 43V44H76ZM82 43V44H81ZM87 43V44H86ZM114 43V44H113ZM142 43V44H141ZM149 43H150V45H149ZM152 43H153V45H152ZM155 43V44H154ZM181 43V48H183V49H181L180 48V46H179V44ZM183 43H184V45H183ZM197 43H198V45H197ZM34 44V45H33ZM43 44V45H42ZM46 44H48V45H46ZM53 44V45H52ZM92 45V47H94V48H92L91 47V45ZM94 44H96V45H94ZM107 44V46H105ZM110 44V45H109ZM122 45V46H120V45ZM148 44V45H147ZM157 44V45H156ZM167 44H168V46H167ZM171 45V47H170V45ZM176 44H178V45H176ZM193 44V45H192ZM195 44V45H194ZM206 44V45H205ZM237 44V45H236ZM46 45V46H45ZM62 45H63V47L64 48H62ZM98 45V46H97ZM102 45H104V46H102ZM119 46V48L117 47V49H116V47L115 46ZM124 45V46H123ZM144 45V46H143ZM149 46L148 47V49H147V46ZM158 45H159V47H158ZM186 45H188V46H186ZM192 45V46H191ZM204 45V46H203ZM234 45L236 46V47H238V48H236V47H234ZM19 46H21V47H19ZM33 46V47H32ZM36 46H38V49L36 50ZM90 46V47H89ZM113 46V47H112ZM174 47V49H171V48H173ZM183 46V47H182ZM194 46H196V47H194ZM208 47V48H206V47ZM19 47V48H18ZM49 47H52V48H49ZM66 47V48H65ZM72 47V48H71ZM107 47V48H106ZM109 47H111V48H109ZM142 47V48H141ZM159 48L155 53H150L149 54V52L147 51V50H149V49H155V48ZM164 47V48H163ZM167 47H169L170 49H171V51L169 50V48H167ZM188 47V48H187ZM192 49L193 47V49L191 50L190 48ZM226 47V50H227V52H226V50L224 49ZM227 47H229V48H227ZM35 48V49H34ZM40 48V49H39ZM43 48V50L44 51H42L41 52V49ZM141 48V49H140ZM161 48V49H160ZM187 48V49H186ZM196 48V49H195ZM232 48H234L233 50H232ZM34 49V50H33ZM46 49H48L47 51H46ZM51 49V50H50ZM53 49V50H52ZM65 51H64V50ZM69 49V50H68ZM76 49V50H75ZM93 49V50H92ZM99 49H103V50H99ZM111 49V51H109ZM119 49V50H118ZM177 49V50H176ZM189 49V50H188ZM195 49V50H194ZM199 51H198V50ZM229 49L231 50V51H229ZM238 49V50H237ZM61 50H63V51H61ZM79 50H81V51H79ZM88 50V51H87ZM128 52H127V51ZM130 50V51H129ZM165 50V51H164ZM167 50V51H166ZM225 50V51H224ZM241 50V52H238V51H240ZM7 51H9V50H7ZM7 51H4V52H2L0 55L1 56H3V57H6V58H8L9 60H11L12 61V59H13V61L15 60V61H19L21 58H19L18 59V57H13L14 55L12 54V52L11 51H9V52H7ZM46 51V52H45ZM74 51V52H73ZM85 51V52H84ZM121 51V52H120ZM169 51V52H168ZM189 51H191L190 53H189ZM197 51H198V53H197ZM242 51H243V54H242ZM79 52V53H78ZM98 52V53H97ZM102 52V53H101ZM125 52V53H124ZM140 52V53H139ZM159 52V53H158ZM184 52H186V54H184ZM196 53V54H194V53ZM230 52V53H229ZM236 52H237V54H236ZM8 53V54H7ZM9 53H11L10 55H9ZM48 53V54H47ZM85 55H84V54ZM114 53H116V54H114ZM165 53V54H164ZM168 53V54H167ZM47 54V55H46ZM56 54V55H55ZM71 54H73L74 56H76V58H74L73 57V55H71ZM77 54H79V55H77ZM127 54H128V57H127ZM136 54V55H135ZM146 54H148V55H146ZM159 54H163L164 55V57L163 58H166V59H164V60H162V55H159ZM180 54V55H179ZM184 54V55H183ZM189 54H190V56H189ZM191 54H192V56H191ZM193 54H194V56H193ZM200 54V56H198ZM229 54V55H228ZM231 54V55H230ZM84 55V56H83ZM87 55V56H86ZM119 55V57H116V56H118ZM151 55H153V56H151ZM170 55V56H169ZM196 55V56H195ZM240 55V56H239ZM247 55V56H246ZM249 55V56H248ZM251 55V56H250ZM63 56H65V57H63ZM69 56H71L70 58H69ZM88 57V58H86V57ZM90 56V57H89ZM111 56V57H110ZM115 56V57H114ZM138 56V57H137ZM148 56V57H147ZM156 56H159V59H158V57H156ZM167 56V57H166ZM169 56V57H168ZM183 56H185V57H183ZM198 56V57H197ZM229 56V57H228ZM59 57V58H58ZM66 57L68 58V59H75V61H74V63L73 64H69V66H71V67H69L68 68V66H66V65H64V68H61V67H63L62 65V63L60 62L61 61V59L62 60H64V59H66ZM82 57H84L85 59L83 60V58ZM106 57V58H105ZM108 57V58H107ZM114 58V60L116 61V59H117V62H115L114 60H113V58ZM121 57V58H120ZM134 57V58H133ZM156 57V58H155ZM196 57V58H195ZM241 57V58H240ZM256 57H258V58H256ZM51 58V59H50ZM57 58V59H56ZM97 58V59H96ZM111 58H112V60H111ZM137 58V59H136ZM149 58V59H148ZM152 58V59H151ZM155 58V59H154ZM255 58V59H254ZM260 58V59H259ZM263 58V59H262ZM54 59V60H53ZM60 59V60H59ZM73 59V60H74ZM79 59V60H78ZM80 59H82L81 61H80ZM95 59V60H94ZM102 60V66L100 65L101 64V60ZM109 59V60H108ZM140 61H139V60ZM170 59H175V61L174 60H170ZM248 59H250V60H248ZM23 60V59H22ZM21 60V61H22ZM54 61L53 63H54V65H56L57 63H55V61L57 62H60V63H58V66H59V64H60V66H59V68H56V69H54L56 66H54L53 65V63H52V61ZM93 60V62L95 63V66H96V68H97V70L99 71L100 69L101 70H103L104 69V71L102 72L101 70H100V72H98V71H96L95 69V67L92 65L93 64V62H91ZM111 60V61H110ZM135 60V61H134ZM148 60V61H147ZM149 60H152V61H149ZM162 60V61H161ZM261 60V61H260ZM49 61H51L50 63H49ZM84 61V62H83ZM88 62V63H86V62ZM99 61V62H98ZM110 61V62H109ZM145 61H147V62H145ZM153 61H155V62H153ZM161 63H160V62ZM170 61V62H169ZM177 61H180V63H177ZM256 61V62H255ZM258 61H260V62H258ZM80 65V64H82L81 66H78L77 65V63ZM81 62V63H80ZM98 62V63H97ZM103 62L105 63H110V64H104V65H106V68H105V66H103ZM129 62V63H128ZM131 62V63H130ZM52 63V64H51ZM85 63V64H84ZM92 63V64H91ZM113 65H112V64ZM159 63H160V66H158L159 65ZM163 63H164V65H170L171 63L173 64V65H170L169 67H168V65L167 66H164L163 65ZM165 63H167V64H165ZM170 63V64H169ZM183 63V64H182ZM186 65H185V64ZM187 63H188V65H187ZM193 63H195L196 64V66H198L197 68H196V66H193V65H195V64H193ZM259 63V64H258ZM51 64V65H50ZM92 65L94 68H92V70L94 69V72L91 70V71H89V65ZM129 64V65H128ZM132 64V65H131ZM134 64V65H133ZM136 64H137V66H136ZM161 64H162V66H161ZM176 64V65H175ZM84 65L86 66V67H84ZM87 65H88V68H87ZM90 65V66H91ZM99 65H100V67H99ZM107 65H108V69H107ZM119 65V66H118ZM184 65V66H183ZM220 65V66H219ZM260 65V66H259ZM48 66V67H47ZM57 66V67H58ZM74 66H76V68H77V70H78V72H77V70L76 69H74L75 67ZM91 66V67H92ZM121 66V67H120ZM164 66V67H163ZM172 66V67H171ZM175 66V67H174ZM177 66V67H176ZM229 66V67H228ZM240 66V67H239ZM67 67V68H66ZM102 67H104L103 69H102ZM110 67V68H109ZM123 67H125V68H123ZM129 67V68H128ZM146 67V68H145ZM219 67V68H218ZM76 73H74L71 69ZM121 71H124V72H122V73H116L115 71L116 70H118V69ZM224 68H226V70L224 69ZM229 68V69H228ZM115 69V70H114ZM132 70V72H129V73H125L127 70ZM136 69V70H135ZM138 69V70H137ZM142 71H141V70ZM145 69V70H144ZM203 69V72H205V73H203L202 71H200V70H202ZM211 69V70H210ZM55 70H57V72L55 71ZM70 70H71V72H70ZM140 70V71H139ZM146 70H148V71H146ZM167 70V71H166ZM169 70V71H168ZM175 70V71H174ZM253 70V71H252ZM84 71V72H83ZM86 71V72H85ZM109 71H111V72H109ZM113 71V72H112ZM134 71V72H133ZM138 73H136V72ZM139 71V72H138ZM154 71V72H153ZM172 71H174L173 73L174 74H172L171 75V73H172ZM198 71V72H197ZM221 71V72H220ZM233 71V72H232ZM108 72V73H107ZM143 72L145 73V74H147V75H144L143 74ZM150 73V76H149V73ZM164 72H165V74H164ZM183 72V73H182ZM212 72H213V74H212ZM217 72V73H216ZM223 72V73H222ZM66 73V74H65ZM79 73H81V74H85V76H84V74H83V76L81 75V74H79ZM90 75H89V74ZM93 73V74H92ZM112 73H113V76H111L112 75ZM142 73V74H141ZM152 73V74H151ZM157 73H159V74H157ZM201 73H203L204 75L206 74V76H204L203 74H201ZM222 73V74H221ZM237 75H236V74ZM71 74V75H70ZM97 74V75H96ZM107 74H109V75H107ZM119 74V75H118ZM121 74V75H120ZM134 74V75H133ZM154 74H157V75H154ZM160 74L162 75V76H160ZM168 74V75H167ZM179 74V75H178ZM181 74H183V75H181ZM215 74V75H214ZM226 74V75H225ZM59 75V76H58ZM61 75H63V78H61L60 76ZM80 75V76H79ZM86 75H88V76H86ZM117 75V76H116ZM122 75H124V76H122ZM141 75H142V77H144V78H146V79H144V78H142L141 77ZM144 75V76H143ZM153 75H154V78L153 79H156V80H153L152 79V77H153ZM175 75V76H174ZM202 75V76H201ZM214 75V76H213ZM220 75V76H219ZM67 76V77H66ZM72 76V77H71ZM77 76V77H76ZM93 76V77H92ZM158 76H160V77H158ZM178 76V77H177ZM182 76V77H181ZM187 76V77H186ZM225 76V77H224ZM234 76V77H233ZM238 76V78H236V77ZM74 77H76V78H74ZM80 77V78H79ZM89 77V78H88ZM98 77V78H97ZM126 77L128 78V79H126ZM133 77V78H132ZM150 77H151V79H150ZM171 77V78H170ZM174 77H177L176 79H173ZM182 79H181V78ZM184 77V78H183ZM192 77V78H191ZM208 77V78H207ZM217 77H219V78H217ZM221 77H223V79H221ZM229 77V78H228ZM263 77V78H262ZM57 78L58 80V82L55 80V79ZM61 78V79H60ZM69 78V79H68ZM73 78V79H72ZM84 78V79H83ZM131 78V79H130ZM161 78V79H160ZM170 78V79H169ZM189 78V79H188ZM198 80H197V79ZM210 78V79H209ZM212 78V79H211ZM226 78V79H225ZM261 78V79H260ZM60 79V80H59ZM94 79V80H93ZM98 79V80H97ZM100 79V80H99ZM106 79V80H105ZM109 79V80H108ZM121 79V80H120ZM132 79H133V81H132ZM177 79H179V80H177ZM195 79V80H194ZM67 80V81H66ZM69 80H71L70 82H68ZM72 80H75V81H72ZM77 80V81H76ZM78 80H79V82H78ZM87 80V81H86ZM158 80V81H157ZM173 80V81H172ZM197 80V81H196ZM205 82H204V81ZM228 80V81H227ZM232 80V81H231ZM257 80H260V81H257ZM60 81V82H59ZM62 81H65L64 83L62 82ZM93 81V83H95V84H92V85H94V86H92V87H94L93 89H92V87H91V89H90V87H87V85L88 84H90L89 82H92ZM97 81V82H96ZM113 81V82H112ZM125 81H126V83H125ZM129 81H132L133 83H131V82H129ZM142 81V82H141ZM167 81V82H166ZM170 81V82H169ZM184 81V82H183ZM192 81H193V83H192ZM200 81V82H199ZM236 81V82H235ZM241 81V82H240ZM52 82V83H51ZM69 84H68V83ZM81 82V83H80ZM84 82H86V83H84ZM88 82V83H87ZM141 82V83H140ZM153 82V83H152ZM169 82V83H168ZM173 82V83H172ZM190 82V83H189ZM199 82V83H198ZM214 84H212V83ZM231 82H234V83H231ZM261 82V83H260ZM76 83H77V85H76ZM82 83L84 84V87H83V85H82ZM136 83V84H135ZM137 83H139V84H137ZM142 83H149V84H159V85H161L160 87L162 88V90H161V92H160V94L159 93H157V92H155V90L152 88V89H150L151 87H149V86H145V85H143ZM167 83V84H166ZM171 83V84H170ZM176 83V84H175ZM186 83V84H185ZM198 83V84H197ZM201 83H203V84H201ZM218 83V84H217ZM1 84V83H0ZM55 84V85H54ZM67 84V85H66ZM72 84V85H71ZM76 86H74V85ZM85 84H86V87H85ZM104 84V85H103ZM128 84V85H127ZM134 84V85H133ZM174 84V85H173ZM188 84V85H187ZM195 84L196 85H198V86H195ZM200 84L202 85V86H200ZM209 84V85H208ZM226 84V85H225ZM228 84H230V85H228ZM242 84V85H241ZM57 85V86H56ZM79 85V86H78ZM91 85V84H90ZM101 85V86H100ZM103 85V86H102ZM111 85V86H110ZM113 85H115V86H113ZM120 86V87H118L117 88V86ZM167 85V87H165ZM179 85V86H178ZM204 85V86H203ZM215 85H216V87H215ZM244 85V86H243ZM1 86V85H0ZM89 86V85H88ZM98 88H97V87ZM100 86V87H99ZM107 86V87H106ZM129 86V87H128ZM163 86V87H162ZM173 86V87H172ZM176 86V87H175ZM221 86V87H220ZM231 86V87H230ZM242 86V87H241ZM81 87V88H80ZM95 87H96V89L97 90H95ZM103 87V88H102ZM110 87V88H109ZM114 87H116V88H114ZM122 87V88H121ZM148 87H149V89H150V91H149V89H148ZM170 87V88H169ZM172 87V88H171ZM178 87V88H177ZM194 87V88H193ZM201 87H202V89H201ZM209 87H211V88H209ZM217 87H219V88H217ZM237 87V88H236ZM241 87V88H240ZM0 88H2V87H0ZM84 88V89H83ZM101 88H102V91H100L101 90ZM107 88V89H106ZM120 88V89H119ZM173 88H174V90H173ZM204 88H206V89H204ZM87 89V90H86ZM100 89V90H99ZM111 89H113V90H111ZM116 89H118V90H116ZM122 89V90H121ZM126 91V92H128V93H125V97L124 98H121L120 97V93H122V91H124V90ZM139 89V90H138ZM147 89V90H146ZM164 89V90H163ZM165 89H167L166 91H165ZM178 89V90H177ZM185 89V90H184ZM194 89V90H193ZM203 89H204V92H203ZM238 89V90H237ZM1 90V89H0ZM95 90V91H94ZM105 90V91H104ZM115 90V91H114ZM128 90V91H127ZM141 90H142V92H141ZM144 90V91H143ZM173 90V91H172ZM180 90V91H179ZM198 92H197V91ZM90 91V92H89ZM98 91H99V93H98ZM106 91H108L107 93H108V95H115V96H111L112 97V100H111V98L109 99V96L108 95H105V94H107V93H105ZM111 91H113L112 93H111ZM120 91V92H119ZM136 91V92H135ZM147 91V92H146ZM179 91V92H178ZM189 91V92H188ZM214 93H213V92ZM239 91V92H238ZM241 91V92H240ZM249 91V92H248ZM84 92H86V93H90V94H85ZM94 92V93H93ZM100 92H101V95L102 96H100ZM104 92V93H103ZM114 92H116V94L114 93ZM132 92V93H131ZM163 92V93H162ZM166 94H165V93ZM186 92H188V93H186ZM207 92H209V93H207ZM227 92V93H226ZM232 92V93H231ZM252 92H254V93H252ZM79 93H82V94H79ZM103 93V94H102ZM135 93V94H134ZM143 93V94H142ZM147 93V94H146ZM148 93H150L149 94V96H148ZM155 93H156V95H155ZM241 93H243V94H241ZM131 94V95H130ZM137 94V95H136ZM142 94V95H141ZM154 94V95H153ZM164 94V95H163ZM171 94V95H170ZM87 95V96H86ZM95 95V96H94ZM104 95V96H103ZM119 95V96H118ZM130 97H129V96ZM146 95V96H145ZM179 95H181V96H179ZM186 95V96H185ZM236 95V96H235ZM246 95H247V97H246ZM256 95H258L259 96V99L261 100V101H259V99H256L255 98V96ZM93 96V97H92ZM136 96V97H135ZM172 96H174V97H172ZM182 96H184V97H182ZM210 96V97H209ZM215 96V97H214ZM237 96H238V98H237ZM96 97V98H95ZM113 97H115V98H113ZM117 97V98H116ZM152 97V98H151ZM171 97V98H170ZM229 97V98H228ZM119 98V99H118ZM148 98H149V100H148ZM151 98V99H150ZM157 98V99H156ZM169 98V99H168ZM173 98V99H172ZM181 98V99H180ZM213 98V99H212ZM231 98V99H230ZM254 98V99H253ZM262 98V99H261ZM96 99V100H95ZM115 99V100H114ZM122 99L124 100V101H127V102H125L124 103V101H123V103H122ZM139 99H140V101H139ZM155 99V100H154ZM185 99V100H184ZM218 99V100H217ZM243 99V100H242ZM73 100V101H72ZM143 100V101H142ZM152 100V101H151ZM166 100V101H165ZM76 101V102H75ZM114 101V102H113ZM117 101V102H116ZM232 101V102H231ZM258 101V102H257ZM67 102V103H66ZM71 102H72V104L73 103H75L73 106L75 107L74 109L72 108L73 106H70V105H72L71 104ZM97 102V103H96ZM99 102V103H98ZM131 102H132V104H131ZM133 102H135V103H133ZM141 102H143V103H141ZM149 102V103H148ZM179 102V103H178ZM235 102V103H234ZM257 102V103H256ZM80 105H78V104ZM172 103V104H171ZM79 106H77V105ZM104 104V105H103ZM117 104H121L122 106L121 107H119V105H117ZM129 104V105H128ZM131 104V105H130ZM136 104V105H135ZM169 104V105H168ZM176 104H177V106H176ZM193 104V105H192ZM252 104V105H251ZM114 105H116V106H114ZM125 105H127L126 107H124ZM133 105V106H132ZM134 105L136 106V108L134 109ZM138 105H140V106H138ZM152 105V106H151ZM187 107H185V106ZM76 106H77V110H76ZM88 106V107H87ZM129 106H130V108H129ZM144 106V107H143ZM168 106V107H167ZM172 106V107H171ZM179 106V107H178ZM90 107V108H89ZM98 107H99V109H98ZM102 107V108H101ZM118 107V108H117ZM140 107L142 108V109H140ZM195 107V108H194ZM251 107V108H250ZM79 108V109H78ZM86 108V109H85ZM85 109V110H84ZM119 109V110H118ZM143 109H144V111H143ZM145 109H146V111H145ZM200 109V110H199ZM79 110V111H78ZM88 110L90 111V112H88ZM94 110V111H93ZM124 111V112H122V111ZM135 110V111H134ZM149 110V111H148ZM187 110H188V112H187ZM77 111L79 112V113H77ZM93 111V112H92ZM153 111V112H152ZM147 112H152L151 114L149 113H147ZM156 112H158V113H156ZM196 112V113H195ZM94 113V116L93 115H91V114H93ZM136 113V114H135ZM154 113V114H153ZM164 113V114H163ZM172 113V114H171ZM191 113V114H190ZM78 114H80V116L78 115ZM155 114H157V115H155ZM162 114V115H161ZM179 114V115H178ZM82 115V116H81ZM130 115V116H129ZM153 115H155V116H153ZM152 116V117H151ZM158 116V117H157ZM208 116V117H207ZM225 116V115H224ZM247 116V117H246ZM250 116V118L248 119V117ZM165 117V118H164ZM202 117V118H201ZM204 117H206V118H204ZM87 118H89V119H87ZM141 118V119H140ZM159 118V119H158ZM162 118V119H161ZM177 118V119H176ZM261 118V119H260ZM244 119V120H243ZM247 119V120H246ZM87 120H89V121H87ZM153 120V121H152ZM182 120V121H181ZM212 120H213V122H212ZM245 120H246V122H245ZM257 120V121H256ZM85 121H86V123H85ZM176 121V122H175ZM181 121V122H180ZM184 122V123H183ZM189 122V123H188ZM210 123V124H209ZM252 123V124H251ZM259 123V124H258ZM167 124V125H166ZM241 124V125H240ZM252 125V126H251ZM170 126V127H169ZM180 126V127H179ZM182 126V127H181ZM259 126V127H258ZM169 127V128H168ZM176 129V130H175ZM177 129L179 130V131H177ZM263 129V130H262ZM170 130H171V132H170ZM186 130V131H185ZM182 131H185V132H183L182 133ZM250 131V132H249ZM257 131V132H256ZM176 132V133H175ZM259 132H261V133H259ZM174 133V134H173ZM251 135H250V134ZM258 133V134H257ZM255 134H256V136H255ZM260 134V135H259ZM219 135V136H218ZM246 135V136H245ZM254 135V136H253ZM169 138H168V137ZM252 136V137H251ZM174 137V138H173ZM187 137V138H186ZM240 138H242V139H240ZM254 138V139H253ZM259 138H260V140H259ZM257 139V140H256ZM179 140V141H178ZM213 140H215V142H217V143H214L213 142ZM220 140V142H218V141ZM245 140H243V141H245ZM253 140H256L255 142L253 141ZM260 141V143H259V141ZM263 140V141H262ZM160 141V142H159ZM262 141V142H261ZM104 142L106 143V147H100L101 149H98V150H95V152L93 153H91V155L89 154V153H85V152H82V151H80V150H76V149H74V148H66V150H67V153H70L72 150L73 151H77V154H73V161H74V163H75V165H74V169H76L77 170V172H79V174H80V172H82V170L84 171V172H82L81 174H83V176L84 177H87V176H89V175H91V173H92V170H94V168H91V166L94 164V159L92 158V159H90L91 158V156L93 157H97V158H95V161L96 160H98V159H100V158H103V156L102 155H106V154H112L113 152L114 153H117V151H116V148L117 147H115L116 146V144L115 143H113L112 142V140L110 139V138H107V139H105L104 140ZM187 142V143H186ZM253 142V143H252ZM225 143V144H224ZM257 145H256V144ZM259 143V144H258ZM115 144V145H114ZM255 146H254V145ZM114 145V146H113ZM111 148V147H113V148H115V149H113V148H111V149H108V150H111V151H113L112 153H110L111 151H109L108 152V150H106L107 148ZM256 147V148H255ZM160 148V149H159ZM158 149H159V151H158ZM178 149V150H177ZM253 149V150H252ZM260 149V150H259ZM229 150V151H228ZM256 150V152L255 153H253V151H255ZM100 153H99V152ZM104 153H103V152ZM233 151H234V153H233ZM258 151V152H257ZM98 152V153H97ZM262 152V153H261ZM97 153V154H96ZM113 153V154H114ZM160 155H159V154ZM257 153V154H256ZM261 153V154H260ZM95 154V155H94ZM174 154V155H173ZM254 154V155H253ZM239 155V156H238ZM259 155V156H258ZM263 156V157H261V156ZM163 157V158H162ZM235 157H237V158H235ZM241 157V158H240ZM165 158V160H167V161H165V160H163ZM258 159H260V160H258ZM77 162H78V164H77ZM243 162V163H244ZM86 164V165H85ZM78 165H81V166H78ZM261 166H262V168H261ZM132 168V169H131ZM254 169V171H252L253 169ZM133 170V165L132 166H130L129 168H128V171H132ZM251 170V171H250ZM258 170V171H257ZM257 171V172H256ZM260 172H261V174H260ZM244 173V174H243ZM249 173V174H248ZM253 174V176L254 177H249V176H252V174ZM257 173V174H256ZM258 174H260V175H258ZM247 175V176H246ZM258 175V176H257ZM120 176V175H119ZM119 176H116V178L115 179H113L114 181H116V180H118V177ZM246 176V177H245ZM257 176V177H256ZM243 177V178H242ZM81 178H82V175H81V177H80V179H78V181H81ZM241 178V179H240ZM245 178H246V180H245ZM249 178V179H248ZM250 178H251V180H250ZM255 178H256V180H255ZM242 180V181H241ZM235 181H237V182H235ZM248 181H250L249 182V184H248ZM233 182V183H232ZM241 182V183H240ZM243 182V183H242ZM252 182V183H251ZM229 183V184H228ZM241 185V186H240ZM244 185V186H243ZM234 186V187H233ZM237 186V187H236ZM246 186V187H245ZM249 188V189H248ZM235 189V190H234ZM231 190V191H230ZM234 191V192H233ZM263 192V193H262ZM233 194V195H232ZM263 194V195H262ZM247 195V196H246ZM246 196V197H245ZM255 196V197H254ZM257 196H259V197H257ZM235 197V198H234ZM239 198V199H238ZM243 198V199H242ZM240 199L242 200V202L240 201ZM249 200V201H248ZM251 200V201H250ZM238 201L240 202V203H238ZM247 201V202H246ZM224 202V204H223V206H222V204L221 203H223ZM232 202H233V205H232V207H231V204H232ZM255 202V203H254ZM238 203V204H237ZM246 203V204H245ZM252 203H254V204H252ZM249 205V206H245V205ZM261 204V205H260ZM213 205V204H212ZM228 205V206H227ZM227 206V207H226ZM230 206V207H229ZM263 206V207H262ZM210 207H212V206H210ZM240 207V208H239ZM242 207V208H241ZM246 207H247V209H246ZM261 207L263 208V209H261ZM253 208H255V209H253ZM257 208V209H256ZM260 208V209H259ZM238 209V210H237ZM244 209V210H243ZM260 211H259V210ZM243 210V211H242ZM250 210H254L253 212L252 211H250ZM257 210V211H256ZM239 213H237V212ZM245 211V212H244ZM252 212V213H251ZM8 213V211L7 210H1L0 211V221H7V219L8 218H10V215H9V213ZM235 213H237V214H235ZM259 215H258V214ZM247 214H249L250 216H248ZM263 214V215H262ZM235 215V216H234ZM244 215H247V216H244ZM262 215V216H261ZM248 218V221H247V218ZM251 217V218H250ZM253 217L256 219H253ZM263 217V218H262ZM257 218H259L260 219V225H259V219H257ZM239 219V220H238ZM243 219H245V220H243ZM249 219H250V221H253V222H250L249 221ZM253 219V220H252ZM262 219V220H261ZM241 220H242V222L244 221V224L246 223V222H248V223H246V227L248 228V230L246 231V227L241 223ZM256 222H255V221ZM257 222H258V224H257ZM236 223H238L239 225L237 226V224ZM251 224H253V226L251 225ZM262 224V225H261ZM241 225H243L244 227H242ZM249 225V226H248ZM198 227V225L196 224V225H194L192 228H191V230H189V233L188 234H192L193 233V231L195 230V228L196 227ZM237 228H236V227ZM241 226V227H240ZM250 226H252V227H250ZM239 227V228H238ZM245 230H244V229ZM193 229V230H192ZM232 229V228H231ZM234 229H236V230H234ZM239 229H241V231L239 230ZM239 231V232H238ZM191 232V233H190ZM244 232V233H243ZM230 233H232V234H230ZM240 233V234H239ZM243 233V234H242ZM235 235V236H234ZM241 235V236H240ZM237 236H239V237H237ZM233 237V238H232ZM232 239V240H231ZM264 248V247H263ZM262 248V249H263ZM259 250V251H256V249H255V251L254 252H251V253H249V255L247 254V255H245L244 257H243V259H238V258H232V260L230 261L232 264L234 263V264H238V263H240L241 261H244V260H249V259H253V260H255L256 261V263H258L259 262V260L260 259H262V260H260V262H262L263 261V259H264V249L263 250ZM251 254V255H250ZM253 254V255H252ZM263 254V255H262ZM249 257V258H248ZM254 257V258H253ZM246 258V259H245ZM234 259V260H233ZM236 259H238L239 261H237ZM236 260V261H235ZM27 261V260H26ZM232 261H234V262H232ZM0 264H1V262H0ZM258 264H261V263H258Z\"/></svg>",
  "mask_w": 264,
  "mask_h": 264
}]
</instances>
